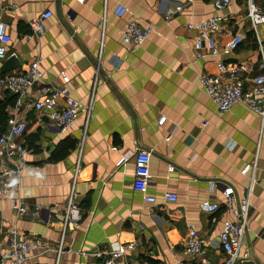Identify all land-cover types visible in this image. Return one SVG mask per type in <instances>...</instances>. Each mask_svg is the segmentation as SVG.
<instances>
[{
    "label": "crops",
    "instance_id": "crops-1",
    "mask_svg": "<svg viewBox=\"0 0 264 264\" xmlns=\"http://www.w3.org/2000/svg\"><path fill=\"white\" fill-rule=\"evenodd\" d=\"M255 1L264 13V0ZM212 2L0 0V18L10 36L6 56L14 54L18 61L10 70H23L38 58L41 84L64 83L75 99L91 105L65 132L44 116L36 117L33 109H25L23 138L37 132L38 150L29 147L17 192L0 197V249L8 244L7 227L14 226L45 238L50 246L31 250L21 264H53L60 238L63 250L58 264H99L92 252L133 240L136 247L116 264H201L198 256L181 252L192 228L206 239L203 249L210 264H219L222 253L216 235L233 218L221 205V190L232 186L238 195L251 182L243 239L249 257L235 264H264V122L261 125L259 115L243 103L217 110L198 81L199 73L217 71V59L254 58L256 37L246 17L245 0H231L219 10ZM117 3L126 7L122 15L114 12ZM178 3L182 9L175 11ZM45 9L51 15L43 20L44 32L27 37L28 22ZM212 13L221 15L219 43L231 32L241 34L243 41L228 54L198 57L193 46L197 30L187 28V23ZM102 17L103 27L98 23ZM127 17L150 28L136 48L121 40ZM255 30L264 44V22ZM112 52L123 57L117 67L111 62ZM247 86L245 82L243 88ZM5 95L13 94L0 90V99ZM162 115L165 119L158 124ZM137 147L151 150L148 193L154 195L153 202L131 184L132 153ZM253 160L255 169L241 174L240 168ZM76 163L74 197L81 219L62 233V211ZM165 191L176 192L177 200L164 201ZM15 198L40 208L17 214L11 208ZM203 199L220 203L213 221L198 207Z\"/></svg>",
    "mask_w": 264,
    "mask_h": 264
},
{
    "label": "built area",
    "instance_id": "built-area-1",
    "mask_svg": "<svg viewBox=\"0 0 264 264\" xmlns=\"http://www.w3.org/2000/svg\"><path fill=\"white\" fill-rule=\"evenodd\" d=\"M230 1L213 0L212 3L214 9L219 10ZM245 5L246 17L256 37L254 58L237 61L217 59V71L215 73H199L198 81L201 89L208 95L217 110L227 111L234 104L243 103L259 115L262 125L264 122V44L256 36L255 26L264 22V13L255 0H245ZM181 9L182 4L178 3L174 6L175 11ZM125 11L126 7L121 3H117L114 7V12L117 15H122ZM171 14L172 12H169L168 15ZM50 15L51 11L45 9L37 18L30 20L27 37L42 34L44 32L43 20ZM220 19V14L212 13L196 23H187V28L197 30V35L193 38V46L198 57L204 53L213 56L228 54L243 41L241 34L231 32L223 43H219L217 33L221 28ZM103 20L102 17L98 22L102 24L101 27H103ZM149 32V27H143L133 18L127 17L121 30V40L131 48H136L143 43ZM9 39L7 24L0 18V61L7 57L6 44ZM99 46H102L101 41H99ZM122 59L123 57L117 53H111L113 66H119ZM42 76L43 71L38 58L30 60L23 70H8L0 73V90L14 95L13 104L6 108L7 121L0 134V197L17 192L20 187L22 172L28 164L25 156L30 152V148L23 138L27 122L26 108L33 109L36 117L44 116L46 121L53 124L59 132L67 131L82 114L87 113L91 108L90 102L83 104L75 99L64 83L41 84ZM245 82H248L246 89L243 88ZM164 119L165 115H162L157 123L161 124ZM205 122L202 121L201 124L204 125ZM84 133L85 123L82 127V136ZM132 156L134 162L132 187L140 192L146 201L153 202L155 200L154 195L148 193L151 177L149 168L151 150L137 147ZM124 159L125 157H122L121 161ZM78 167V163H76L70 179L69 194L62 211V233L67 227L76 226L81 219V210L74 197ZM255 167L256 162L253 160L245 163L239 172L246 174L247 171L254 170ZM252 178L253 173L251 181ZM221 194L223 196L221 205L232 213L233 218L225 221L216 235V243L222 253L219 264H235L236 261L249 257L248 249L243 247V239L250 208L251 182L244 189H241L238 195L234 194L232 186L226 185L221 190ZM163 200L174 202L177 200V193L165 191ZM198 207L201 211L211 215L210 218L213 221L215 219L214 213L220 207V203L203 199L198 202ZM11 208L17 214L26 215L37 211L40 205L35 204L30 207L25 200L15 198L11 203ZM6 233L8 244L0 249V264H21L23 260L29 257L31 250H44L50 247L45 238L27 235L14 226H8ZM205 244L206 239L194 229L189 228L183 239L181 252L190 257L198 256L201 264H210L203 249ZM135 247V240L117 241L110 244L106 249L94 251L92 254L99 258V264H116L126 251ZM55 250L53 264H58L60 252L63 250L61 238L57 241ZM81 253L84 254L85 251H81Z\"/></svg>",
    "mask_w": 264,
    "mask_h": 264
},
{
    "label": "trees",
    "instance_id": "trees-1",
    "mask_svg": "<svg viewBox=\"0 0 264 264\" xmlns=\"http://www.w3.org/2000/svg\"><path fill=\"white\" fill-rule=\"evenodd\" d=\"M14 96L13 95H5L0 99V134L5 128L6 121H7V111L6 108L13 104ZM38 133L37 132H31L27 134L25 137V141L27 143V146L32 148V150H38Z\"/></svg>",
    "mask_w": 264,
    "mask_h": 264
},
{
    "label": "water",
    "instance_id": "water-1",
    "mask_svg": "<svg viewBox=\"0 0 264 264\" xmlns=\"http://www.w3.org/2000/svg\"><path fill=\"white\" fill-rule=\"evenodd\" d=\"M17 58L14 54L8 55L4 60H2L0 70L1 72L8 71L17 65Z\"/></svg>",
    "mask_w": 264,
    "mask_h": 264
}]
</instances>
